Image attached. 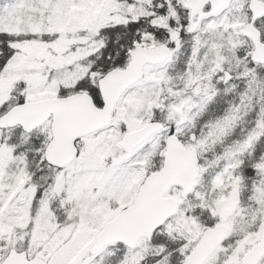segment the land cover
<instances>
[{
	"label": "rangeland",
	"instance_id": "obj_1",
	"mask_svg": "<svg viewBox=\"0 0 264 264\" xmlns=\"http://www.w3.org/2000/svg\"><path fill=\"white\" fill-rule=\"evenodd\" d=\"M182 1L0 0V113L13 102L10 87L20 80L28 100L85 91L96 84L102 58L115 59L107 45L120 43L130 23L139 21L140 30L129 35L134 44L154 46L144 20L161 22L163 7L167 17H176L175 3ZM248 1L228 0L193 33H184L165 62L145 66L143 78L119 99L110 126L82 137L77 157L64 168L43 172L49 121L27 134L17 127L0 132V260L10 247H21L47 264H182L204 230L225 222L226 238L202 264H238L264 232V69H244L249 44L237 33ZM200 53L211 61L206 67ZM165 87L173 92L161 100ZM154 106L165 127L123 153L116 142L147 121ZM169 129L197 150L196 182L205 170L211 173L207 182L199 188L195 182L184 198L173 188L178 212L149 240L90 254L103 224L160 167ZM233 187L236 205L223 217ZM41 190L43 198L33 204Z\"/></svg>",
	"mask_w": 264,
	"mask_h": 264
},
{
	"label": "water",
	"instance_id": "obj_2",
	"mask_svg": "<svg viewBox=\"0 0 264 264\" xmlns=\"http://www.w3.org/2000/svg\"><path fill=\"white\" fill-rule=\"evenodd\" d=\"M226 1L184 0L183 6L190 9L187 33H192L203 17L218 12ZM207 4L208 10L203 11ZM248 8L252 13L251 19L239 31L255 44L250 59L264 63V44H260L259 34L253 28L254 20L264 15V2L250 0ZM194 16H196L195 21H193ZM179 35L178 30H173L166 44L159 43L152 47L134 46L129 54V61L123 68H112L101 76L97 81L101 106H97L87 92L24 101L12 105L0 115V129L19 125L24 132H30L52 115L51 138L44 148V160L51 166L63 168L78 152L75 141L109 124L116 102L124 90L142 78L146 64L164 62L169 57L171 46ZM161 127L162 124L157 121L147 122L135 130L125 132L118 145L125 152L131 153L136 146ZM163 157L161 168L145 176L132 203L104 223L95 236L90 248L91 254L112 243H121L133 248L140 238L149 239L158 227L175 214L178 201L165 194L172 186L182 189L180 193L182 197L191 191L198 174L197 155L195 149L185 148L175 135H169ZM235 189L233 187L228 192L223 202L224 216L230 214L236 204ZM227 229L226 224L220 223L205 230L201 241L186 256L183 264H201L223 241ZM262 255H264V234L244 253L242 264H257ZM0 264H45V260L36 256L28 258L25 251L10 249Z\"/></svg>",
	"mask_w": 264,
	"mask_h": 264
},
{
	"label": "trees",
	"instance_id": "obj_3",
	"mask_svg": "<svg viewBox=\"0 0 264 264\" xmlns=\"http://www.w3.org/2000/svg\"><path fill=\"white\" fill-rule=\"evenodd\" d=\"M176 5V17H167L168 16V9H165L163 7V13L165 14L164 18H161V22H163L164 20V24L161 23L159 21V23H157L156 21L153 20H144L143 24L146 25V23H149V25H147L146 27V31L149 33H152L153 36L155 37V42L159 43V42H164L167 41L168 39V34L171 30L178 28L181 29V32L183 34V30H184V26L185 25V20L186 17L184 16V11L182 9V6L180 3H175ZM171 12V11H170ZM172 13V12H171ZM179 21H178V20ZM149 21V22H148ZM172 21L174 24H172ZM139 21L136 22H132L130 23L128 26V28L122 32L121 35H123L124 39L120 42L117 43L116 45L112 46L110 43L107 45V50H111V52L113 51L114 54H116L115 59L113 61H109L107 63V61H105L104 58H102V60H104V62H100V66H102L100 73L103 74L107 69L113 68V67H117L120 66L124 61H127L128 59V51L136 44H134V40L130 39L129 35L134 31L133 29L136 30H140V28L137 26V23ZM157 23V24H156ZM141 27V26H140ZM121 46V49H117V47ZM106 50V51H107ZM116 51V52H115ZM200 57L204 60V54L200 53ZM206 62V60H204ZM88 87V91L89 93L92 95L94 101L99 104L100 103V99L97 93L96 88L93 86H87ZM10 93L12 94V97L14 99V102H20L24 100V82L23 81H17L15 83H13L10 87ZM36 172V171H35ZM53 172V171H51ZM211 173L208 174V177L210 176ZM37 176V175H36ZM207 177V179H208ZM51 179V177H50ZM206 179V182H207ZM37 184V182H36ZM38 200V198H37ZM37 200L35 199L34 202H37ZM26 233V237L29 235L30 233V226L24 229V234Z\"/></svg>",
	"mask_w": 264,
	"mask_h": 264
},
{
	"label": "flooded vegetation",
	"instance_id": "obj_4",
	"mask_svg": "<svg viewBox=\"0 0 264 264\" xmlns=\"http://www.w3.org/2000/svg\"><path fill=\"white\" fill-rule=\"evenodd\" d=\"M257 26H258V28H259L261 34H264V19L261 20V21H259V22L257 23ZM262 39L264 40L263 37H262ZM172 91H173V90H172ZM176 91H177V90H176ZM241 256H242V254H240V256H238V257H239V259H238V264H241V263H240Z\"/></svg>",
	"mask_w": 264,
	"mask_h": 264
}]
</instances>
